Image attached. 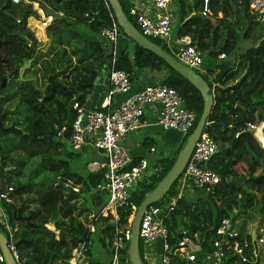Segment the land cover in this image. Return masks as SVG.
<instances>
[{"label":"trees","instance_id":"1","mask_svg":"<svg viewBox=\"0 0 264 264\" xmlns=\"http://www.w3.org/2000/svg\"><path fill=\"white\" fill-rule=\"evenodd\" d=\"M38 1L60 14L57 19L49 17L50 22L45 26L47 42L37 38L27 22L29 17H38L39 11L44 13ZM38 1L21 0L13 4L11 0H0V113L4 114L0 126V192L12 187L11 195L17 196L12 203L2 202V208L9 226L14 229L12 239L17 251L28 257L31 264H66L72 249L80 243L85 245L87 264H102L91 259V245L92 236L97 232L102 236L99 242L110 254L114 225L109 222V217L99 216L108 196L96 190L103 181L104 170H87L86 164L91 160L88 158L83 162L82 172L77 171L71 160L80 154L57 141L56 133L65 126V137H68L75 115L69 103L75 98L82 105L94 88V80L104 69L108 48L97 35L101 28L110 26L109 14H113L103 0ZM119 2L135 26L129 15L131 0ZM177 2L181 13L176 36H188L191 44L211 57L229 55L239 45L240 38L249 37L258 27L249 14L248 0H209L211 17L201 15L202 0H194L188 5V0ZM234 11L238 16L235 26L232 19ZM218 13L222 16L218 17ZM242 25L244 32L239 36L237 29H242ZM75 27L84 35L74 30ZM120 32L128 45L122 47L119 44L118 68L129 74L137 68L160 73V81L175 89L185 107L194 112V128L202 111L198 91L160 57L125 37L121 29ZM150 40L166 50L158 40ZM27 62L29 65L23 72V80L7 78L14 69L19 71ZM28 71H32L31 76L27 75ZM259 76L256 86L248 91ZM3 79H6L4 89L1 87ZM219 85L215 86L214 106L208 120L211 124L206 126L205 132L217 144V152L207 165L222 180L208 192L202 189L204 196L188 197V188L184 189L166 221L170 243L178 237V229L184 228L190 234L198 232L200 243L203 242L201 250L204 251L212 249L214 242L224 239L216 232L221 220L231 218L233 221L241 210L253 208L256 203L260 204L259 211L264 216V149L247 130L248 124L264 120V40L240 54L236 68L226 70ZM256 111L258 114L254 116ZM49 136L51 140L43 139ZM184 141L185 137L176 154ZM15 151L25 153V156L14 159ZM34 157L36 161L31 160ZM175 157L160 159L163 171L143 179L131 190L128 205L117 211L118 226H127L131 205L137 206L154 188ZM141 158L136 156L133 162ZM28 163L30 167L39 166L42 171H30L28 179L24 180L21 171L6 169V166L15 165L18 170V166ZM239 164L243 168L238 169ZM37 173H41L38 178L41 187H35L32 182ZM72 184L79 186L78 192L71 191ZM178 191L176 180L168 193L155 204L168 202L177 196ZM22 195H34V198L21 200ZM80 201L85 203L84 209L79 208ZM31 204L35 205L33 209H30ZM15 212L28 216V220H15ZM83 214L90 218L94 231L83 223ZM48 223H52L56 233L46 228ZM0 230L6 232L2 225ZM246 238V245L239 235L228 239V242L231 246L237 243L249 260L242 262L235 250L227 249L226 264H254L252 240L249 236ZM260 255L264 259V245L258 249L259 259Z\"/></svg>","mask_w":264,"mask_h":264},{"label":"built area","instance_id":"2","mask_svg":"<svg viewBox=\"0 0 264 264\" xmlns=\"http://www.w3.org/2000/svg\"><path fill=\"white\" fill-rule=\"evenodd\" d=\"M20 1L11 0L13 4H18ZM103 1L107 6L106 0ZM131 3L129 15L143 36L148 39L161 40L166 51L182 64L194 70L202 69L203 56L197 46L191 44L188 36L179 37L171 33L170 0H131ZM145 3L155 11L154 16L148 13V9L144 7ZM208 3L209 0H202L201 15L203 17L210 16ZM248 8L253 20L261 27L262 40H264V0H248ZM109 16L110 26L101 28L97 35V38L103 41L108 48L107 61L103 69L108 83L107 103L105 101L98 108H85L73 99L72 107L75 115L70 124L69 135L65 137L67 129L63 126L57 131L56 137L65 140L73 151H80L90 146L100 153L101 157L90 161L87 167L90 171L104 170L103 181L96 186V190L108 196L106 204L99 211V216L109 217L110 223L114 225L109 246L108 264H129L127 245L130 236V223L123 228L118 226L117 211L128 205L130 192L138 182L159 175L163 171V166L160 162L151 164L144 157L134 163L133 159L129 157L128 151L123 147V142L129 133L151 125L158 126L163 131L173 130L181 134L182 139L189 134V131H192L195 114L185 107L182 97L175 89L163 84L160 80L146 85L134 94H129L132 76L117 66L119 44L123 36L113 16L111 14ZM212 86L216 85L212 83ZM114 95L126 97L114 108H109L108 101ZM153 106H157L159 109L154 123L150 124L145 119V110ZM260 124V122H255L248 125L254 130ZM153 150L152 147L149 148L150 152ZM216 152V142L204 129L194 145L184 170L177 179L179 188L177 196L160 205H149L143 212L139 225V253L144 264H226L227 249L235 250L242 262L249 260L237 243L231 246L228 242V239L239 235L232 228L233 224L228 219L221 220L216 231L224 239L214 242L213 248L210 250H201L202 247L199 248L200 250H193L192 246H198L203 242L195 241V235L190 234L184 228L178 229V237L173 243L168 241L170 233L166 221L174 211L176 201L181 197L184 189L189 188V185L192 184L197 189H204L208 192L212 186L221 182L220 175L206 166ZM78 190V186L71 187V191L75 193ZM12 192V187L0 192V225L6 231L4 234L8 239L7 247L16 264H31L28 257L20 255L17 251L12 239L14 229L9 226L1 206L2 202L12 203L13 199L17 197L11 195ZM135 207L131 205V210L135 211ZM85 225L90 231H94L92 223L88 221ZM51 231L56 233L55 229ZM157 242L160 243L159 253L152 247ZM244 244L246 245V243ZM252 254L254 256L253 251ZM84 257L85 245L80 243L72 249L66 264H87ZM0 264H4L1 252Z\"/></svg>","mask_w":264,"mask_h":264},{"label":"water","instance_id":"3","mask_svg":"<svg viewBox=\"0 0 264 264\" xmlns=\"http://www.w3.org/2000/svg\"><path fill=\"white\" fill-rule=\"evenodd\" d=\"M38 1V0H36ZM108 6L110 7L112 14L114 16L116 24L121 29L122 33L125 37L130 39L135 44L144 48L147 51L152 52L157 57H160L172 70L178 73L181 77L187 80V82L195 88L201 96L202 99V111L198 118V121L191 133L188 134L185 138L184 144L181 149L178 151L174 162L172 163L169 170L166 174L157 182L153 189H151L148 193H146L141 200V202L136 206L133 216L130 221V236L127 245V259L129 264H144L140 258L139 253V225L143 212L145 209L152 204L159 202L170 190L174 182L178 179L179 175L185 168V165L192 153L194 145L199 138L201 132L206 128V126L211 123L208 122L209 116L213 110L214 106V92L215 88L211 86L207 80L196 70L182 64L178 60H176L173 56H171L166 50H164L160 45L152 42L147 37L143 36L139 30L131 23L126 14L124 13L119 0H106ZM41 10L44 12L45 16L51 17L52 19H57L60 17V14L53 11L49 8L44 2L38 1ZM235 20L233 21V23ZM29 65V62L25 63L22 68L18 71L14 69L12 73H10L7 78L18 77V79L23 80V72L25 68ZM97 79V78H96ZM259 78L252 84V86L248 89V91L252 90ZM32 81H35L32 79ZM6 79L1 81V87L5 88ZM246 91V92H248ZM4 93V90H3ZM73 101L69 104L72 105ZM4 114L0 113V126H2L1 119ZM220 123V121H219ZM247 130L253 134V137L260 145L262 149H264V122H262L256 129H252L249 125ZM44 140H51L52 137H43ZM128 155L130 158L136 156L144 157L146 152L143 148L137 147L128 150ZM73 192V191H72ZM16 219H25L28 220V216H21L19 213H14L16 215ZM40 224V223H39ZM256 228V227H255ZM252 247L255 255L254 264L259 263L258 257V245L256 243L255 237H252ZM8 239L6 235L0 230V252L4 259V264H16L15 259L13 258L11 252L7 247ZM203 243H201L202 247ZM16 247V245H15ZM193 250H198V247L192 246Z\"/></svg>","mask_w":264,"mask_h":264},{"label":"crops","instance_id":"4","mask_svg":"<svg viewBox=\"0 0 264 264\" xmlns=\"http://www.w3.org/2000/svg\"><path fill=\"white\" fill-rule=\"evenodd\" d=\"M193 1L194 0H188L186 5L191 4ZM172 5H174V4L172 3V0H170L169 12L171 14L172 21L177 22L179 25V18H180L181 12H180V10H178L177 14L175 15L174 11H173L174 8L172 7ZM171 7H172V9H171ZM187 8L188 7H186V9ZM171 12H173V14ZM39 15L41 16V17H39V19L34 20V22H32V23L28 22V24H29V26H31V28L34 25H38V26H40V28H45V26L50 22V18L45 16L44 13H41V11H39ZM221 16H222V14L218 13V17H221ZM209 17H211V12H210ZM237 18H238L237 13H236V11H234V16L232 17V19H233V21L235 20V22L233 23V26L236 25ZM242 32H244V26L243 25H242ZM80 33H81V35H84L82 32H80ZM262 34H263V31H261V33H259V34H255L253 32L252 35H250L249 37H246L247 39L252 37V40L247 42V43L245 40L246 38H240L239 45L241 46L242 49L238 50V52H237V54L233 60L231 59L230 54L224 55V56H221L223 54H218L215 58L219 62L214 68L202 67V69H200V71L202 73L206 74L207 77L211 81H213L214 85H219V83L221 81L222 74L226 70H229V69L234 70L236 68L237 63L239 62L240 54L244 53V51L247 50L249 47L256 46L257 43L262 40ZM172 35L176 36L177 31H176V33H172ZM37 36H39V39L43 42L47 40L45 35H43V38L41 35H37ZM120 44L122 47H124V46L128 45V42L124 38H121ZM204 55H207V53L205 52L202 54V56L205 58ZM228 57L230 58L229 61L227 60ZM244 74H245V72L242 73V75H244ZM131 76H132V86H131V90L129 92L130 95L140 91L146 85H150L156 81L161 80V78H162V75L158 72H154V71H151L148 69H140V68L134 69ZM93 85H94V88L84 98V103L82 105L85 108H98L105 101L107 103L106 94H107L108 83H107L106 75L104 74L103 71L100 73V75L97 77V79L94 80ZM125 97L126 96H123V95H114L110 99V101H108V103H109L108 107L114 108L118 103L122 102ZM158 109L159 108L157 106H153V107H149L145 110V119L148 121V123H150V124L154 123ZM128 135H130L129 139H127V137H126L125 141L123 142V147L127 151L132 149V148H137V147L143 148L146 152V155L144 157L151 164H153L155 162H159L160 159H164V158L168 157L171 154V152L174 153L176 151V149L180 146V143L182 142L181 134H179L173 130L163 131L158 126H154V125H151L149 127H145V128L139 129L137 131L131 132ZM150 147H152L154 149L152 152L149 151ZM80 151L81 152L91 151V153H90L91 158H89V159H91L90 161L99 159L101 157L100 153L90 146L85 147ZM149 156H150V158H149ZM193 190L194 191L198 190V191H196V194H194L193 196H196V195L202 193V190L197 189L194 185L191 184V185H189V188L186 192L188 197H193L192 195L190 196V194H189V191H193ZM22 198H23V196H22ZM49 225L54 228L52 223H48L45 226L47 227ZM49 229L53 230L52 228H49ZM259 230L264 231V226L260 227ZM159 244L160 243L157 242L152 246L153 249L157 251V253H159V251H160V245ZM258 246L260 247L261 245L258 244ZM200 247L201 246H199V248ZM198 250H200V249H198ZM85 261L88 262L87 260H85ZM258 264H263V263H261L259 260Z\"/></svg>","mask_w":264,"mask_h":264},{"label":"rangeland","instance_id":"5","mask_svg":"<svg viewBox=\"0 0 264 264\" xmlns=\"http://www.w3.org/2000/svg\"><path fill=\"white\" fill-rule=\"evenodd\" d=\"M172 3L174 4V6H172L173 8H174V14L176 15L177 14V12H178V5H179V3L177 2V0H172ZM144 7L145 8H147L148 9V13H150L152 16H154V13H155V11L151 8V6L150 5H148L147 3H145L144 4ZM172 7H171V9H172ZM36 9H37V7H35ZM42 13V12H41ZM172 13V12H171ZM39 17H41L40 15L38 16V17H29V19H28V21L27 22H29V23H32V22H34V20H37V19H39ZM133 20V19H132ZM174 20V19H173ZM134 21V20H133ZM134 24H135V22H134ZM178 23L177 22H173L172 21V30H171V32L172 33H176V31H177V28H178ZM135 26H136V24H135ZM34 27V28H33ZM32 27V30L35 32L34 34H35V36L37 37V38H39V36H37V35H41L42 36V38H43V35H46V32L48 33V31H46V29L45 28H40V26H38V25H34ZM137 27V26H136ZM137 29H138V27H137ZM74 30H76L77 32H80V29L79 28H77V27H75L74 28ZM37 31V32H36ZM261 31H262V29H261V27H257L256 28V30L254 31V33L255 34H259V33H261ZM237 32H238V34H239V36L242 34V29L241 28H238L237 29ZM68 32H66V34H67ZM70 34V33H69ZM159 41L162 45H164V43L161 41V40H159V39H154V41ZM246 40V43L247 42H249V41H251L252 40V37L251 38H249V39H245ZM48 41V39L45 41V42H47ZM44 46V43H42L41 44V46ZM42 46V47H43ZM239 48V49H238ZM44 49V48H43ZM240 49H242L241 48V46L239 45V46H237V48L235 49V50H233L231 53H230V57H231V59L233 60L234 58H235V56H236V54H237V52H238V50H240ZM45 50V49H44ZM205 56V58L203 57V65H202V67H204V68H214L217 64H218V60L215 58V57H211V56H209V55H204ZM215 58V59H214ZM229 57H228V61H229ZM58 66H59V64H58ZM196 71L198 72V73H200L206 80H207V82L212 86V81L207 77V75L206 74H204V73H202L201 71H200V69H196ZM27 75L28 76H31L32 75V71H28L27 72ZM256 114H258V112L256 111V112H254L253 113V115L255 116ZM131 135V134H130ZM130 135H128L127 136V139H129V136ZM56 140L57 141H59L60 143H62V144H64L65 146H67V148H69L70 149V147H69V145H68V143L65 141V140H61V139H59L58 137H56ZM178 149V148H177ZM177 149H176V151H177ZM71 151H73V150H71ZM176 151L173 153V152H171V154L168 156V157H171V156H176L177 154H176ZM75 153L77 152V154H80V155H78L77 157H74V159L76 160H74V161H72L71 160V163H72V165H73V167H75V169H77V171H79V172H82V168H83V166H84V164H83V162L86 160V159H88V158H91L90 157V153H91V151H83V152H81V151H74ZM12 154H13V152H12ZM176 154V155H175ZM23 156H25V153H21V152H19V151H15V153L13 154V158L14 159H16V157L17 158H19V157H22L23 158ZM149 158H150V156H149ZM31 160H33V161H36V158L34 157V158H32ZM36 163V162H35ZM88 164V163H87ZM87 164H86V169L88 170V168H87ZM207 167H208V165H206ZM15 167V165H12V166H6V169L8 170V171H21V173H22V176H23V178L22 179H24V180H26V179H28V177H29V172L30 171H42V169L39 167V166H31L30 167V164L28 163V164H25L24 166H18V170H17V168L15 169L14 168ZM209 168V167H208ZM237 168L238 169H241V168H243V166L241 165V164H239L238 166H237ZM212 169V168H211ZM238 173L239 174H242V172H241V170H238ZM40 177H41V173H37V175H35V176H33V180H32V182H33V185H35V187L36 186H40L39 185V179H40ZM39 178V179H38ZM16 179V178H15ZM242 182V180L241 181H238L237 182V184H240ZM46 183H48V182H46ZM45 183V184H46ZM73 185V184H72ZM73 186H76V185H73ZM41 187V186H40ZM196 191H198V190H196ZM196 191H189V194H190V196L192 195H194V194H196ZM204 196V194H203V192L201 193V194H198V196ZM23 196V195H22ZM22 196L19 198V199H21V200H25V199H27V200H29V199H33L34 198V195H25V196H23V198H22ZM164 203H166V202H164ZM1 206H2V204H1ZM79 208H83L84 209V207L86 206L85 205V203L83 202V201H80V203H79ZM35 207V205H33V204H31L30 205V209H33ZM259 207H260V204H255V206L253 207V208H250V209H247V210H241V214L236 218V219H234L233 221H232V219L230 218L229 219V222L231 223V222H233L232 224V228L235 230V231H237V233L239 234V236L241 237V239L244 241V242H247V238H246V236H249V240H251L252 239V237H255V240H256V242H257V244H259V245H264V231H260L259 230V228L260 227H262V226H264V216H262L261 214H260V211H259ZM192 210H194V208L192 209ZM133 213H134V210H132V212H131V214H130V216H129V218H128V224L130 223V221H131V218H132V215H133ZM236 213V212H235ZM81 219L83 220V223L85 222V224H87L88 223V221H89V218L88 217H85V215L83 214L82 216H81ZM110 222V221H109ZM108 222V223H109ZM256 227V228H255ZM47 229H49V228H52L53 230H54V228L52 227V226H47L46 227ZM51 230V229H50ZM194 235H195V241H197L198 242V240H200L199 239V236H198V232H192ZM99 237H102L101 236V234H99V233H95L93 236H92V245H91V251H92V257H91V259L92 260H95V261H98V262H101L102 264H108V262H109V255L110 254H107V251H106V249L101 245V243L99 242ZM252 250H253V248H252ZM248 259H249V257L248 256H246ZM84 259H88L87 258V256H86V254H85V257H84ZM260 262L261 263H263L264 264V259H263V256L262 255H260ZM147 264H150V263H147Z\"/></svg>","mask_w":264,"mask_h":264},{"label":"clouds","instance_id":"6","mask_svg":"<svg viewBox=\"0 0 264 264\" xmlns=\"http://www.w3.org/2000/svg\"><path fill=\"white\" fill-rule=\"evenodd\" d=\"M251 16V15H250ZM259 25V24H258ZM216 86H218V85H216ZM215 88V87H214ZM257 122H260V123H262L263 121H257ZM247 127H248V125H247ZM186 138V137H185ZM142 157V156H141ZM134 158V157H133ZM132 158V159H133ZM143 158V157H142ZM145 158V157H144ZM136 208V207H135ZM133 216V215H132ZM246 243V242H245ZM257 243V242H256ZM199 245H201V244H199ZM198 245V246H199ZM258 245V244H257ZM198 246H195V247H198ZM259 247V246H258ZM253 248V247H252ZM253 252H254V250H252ZM252 251H251V253H252ZM253 255V254H252ZM254 257H255V255H254Z\"/></svg>","mask_w":264,"mask_h":264}]
</instances>
